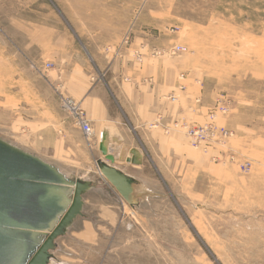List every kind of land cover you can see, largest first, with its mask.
Masks as SVG:
<instances>
[{
  "label": "rangeland",
  "instance_id": "1",
  "mask_svg": "<svg viewBox=\"0 0 264 264\" xmlns=\"http://www.w3.org/2000/svg\"><path fill=\"white\" fill-rule=\"evenodd\" d=\"M135 36L138 62L172 66L169 102L184 115L164 127L173 153L139 172L144 190L127 203L92 161L79 97L110 73L100 47L118 42L119 57ZM61 98L79 104L90 138ZM183 124L210 127L211 142L193 147ZM0 139L96 189L49 264H264V0H0ZM104 181L116 202L102 200Z\"/></svg>",
  "mask_w": 264,
  "mask_h": 264
},
{
  "label": "crops",
  "instance_id": "2",
  "mask_svg": "<svg viewBox=\"0 0 264 264\" xmlns=\"http://www.w3.org/2000/svg\"><path fill=\"white\" fill-rule=\"evenodd\" d=\"M77 41L85 51L90 47V43L84 40L82 42L77 38ZM141 42L135 36L119 57L109 55L118 42L101 44L98 51L104 52L105 49L109 53L103 58L105 66L113 60L110 73L106 82L100 85L95 84L93 88L87 89L79 97V99H83L82 104L86 106V114L94 130L95 138L90 145L91 149H94L92 161L108 165L122 172L130 178L133 185L140 182L139 172L152 164L155 157L161 155V149L170 150V153H173V136H170V133H165L164 127L169 126L176 117L184 115V107L181 103L175 106L167 99L170 94L175 92L172 66L162 62L154 65L155 63L148 61L143 64L142 60L145 58L143 56L141 63L138 62L135 53H141ZM121 46L123 45L121 44ZM154 46L156 45L150 43L149 49ZM90 50L93 49H89V52ZM90 54H88L90 59L91 56L100 57L92 52ZM93 65L97 72H103V68H105V66L99 68L96 62ZM48 77V82L54 88L61 85L58 74L50 73ZM61 78L63 77L61 76ZM181 95L184 97V101H191L188 99L190 97L184 96L186 94ZM176 111L182 113L175 115ZM107 156L111 157L112 161L106 160ZM133 157H135L136 164L130 162ZM95 180L97 184L101 182L99 178ZM104 183L106 182L104 181ZM108 187L113 194L111 197H103L102 200L106 203L116 202L115 192L109 185ZM95 190L92 188L88 195H92ZM139 190L144 189L140 186L136 189V186H133L131 202L135 200L136 196H139L137 195ZM83 200L85 214L89 207L87 198L84 197Z\"/></svg>",
  "mask_w": 264,
  "mask_h": 264
},
{
  "label": "water",
  "instance_id": "3",
  "mask_svg": "<svg viewBox=\"0 0 264 264\" xmlns=\"http://www.w3.org/2000/svg\"><path fill=\"white\" fill-rule=\"evenodd\" d=\"M130 162L137 163L135 157ZM99 170L129 203L130 178L108 165ZM90 190L89 181L69 180L54 166L0 139V264H49L55 240L83 216V196Z\"/></svg>",
  "mask_w": 264,
  "mask_h": 264
},
{
  "label": "built area",
  "instance_id": "4",
  "mask_svg": "<svg viewBox=\"0 0 264 264\" xmlns=\"http://www.w3.org/2000/svg\"><path fill=\"white\" fill-rule=\"evenodd\" d=\"M174 53V49L172 51ZM168 100L170 102H175L176 98L173 96H169ZM60 106L61 109L66 112L69 117L74 120L76 126L79 128L81 133L85 136V138H90L92 136V129L90 126L89 121L87 120L86 116L84 115V112L81 110L79 104L71 99L68 98H61L60 100ZM178 126V125H177ZM183 129L186 131L187 137L190 139V142L193 147H199L204 146L207 141L211 142L209 139H207L208 136L213 135V131L210 127H207L205 129H191L190 127L183 124ZM226 135V132L221 131L220 135ZM206 138V139H205ZM204 140V145H203Z\"/></svg>",
  "mask_w": 264,
  "mask_h": 264
},
{
  "label": "bare ground",
  "instance_id": "5",
  "mask_svg": "<svg viewBox=\"0 0 264 264\" xmlns=\"http://www.w3.org/2000/svg\"><path fill=\"white\" fill-rule=\"evenodd\" d=\"M5 141V140H4ZM7 142V141H6ZM8 144H10V145H12V146H14V147H16V148H18V149H21V150H23V148H21V147H19L18 145H16V144H13V143H9V142H7ZM24 151V150H23ZM24 152H26V151H24ZM28 153V152H27ZM66 177V176H65ZM67 178V177H66ZM133 186H135V185H133L132 184V189H133ZM135 188V187H134Z\"/></svg>",
  "mask_w": 264,
  "mask_h": 264
}]
</instances>
